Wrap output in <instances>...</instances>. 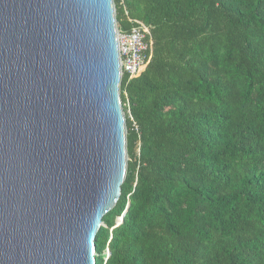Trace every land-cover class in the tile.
I'll return each instance as SVG.
<instances>
[{
  "label": "trees",
  "instance_id": "obj_1",
  "mask_svg": "<svg viewBox=\"0 0 264 264\" xmlns=\"http://www.w3.org/2000/svg\"><path fill=\"white\" fill-rule=\"evenodd\" d=\"M114 4L149 58L121 80L127 170L96 264H264V0Z\"/></svg>",
  "mask_w": 264,
  "mask_h": 264
},
{
  "label": "water",
  "instance_id": "obj_2",
  "mask_svg": "<svg viewBox=\"0 0 264 264\" xmlns=\"http://www.w3.org/2000/svg\"><path fill=\"white\" fill-rule=\"evenodd\" d=\"M117 35L114 0H0V264H96L128 161Z\"/></svg>",
  "mask_w": 264,
  "mask_h": 264
},
{
  "label": "built area",
  "instance_id": "obj_3",
  "mask_svg": "<svg viewBox=\"0 0 264 264\" xmlns=\"http://www.w3.org/2000/svg\"><path fill=\"white\" fill-rule=\"evenodd\" d=\"M148 26L132 25L128 31L118 30L117 44L121 70L123 77L132 78L147 63L149 58V44L146 40ZM134 125V124H133Z\"/></svg>",
  "mask_w": 264,
  "mask_h": 264
}]
</instances>
